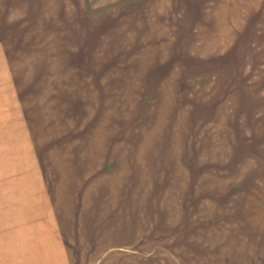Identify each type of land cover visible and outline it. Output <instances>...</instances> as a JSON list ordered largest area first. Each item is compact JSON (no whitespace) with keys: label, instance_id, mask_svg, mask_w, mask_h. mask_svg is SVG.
Wrapping results in <instances>:
<instances>
[{"label":"rangeland","instance_id":"rangeland-1","mask_svg":"<svg viewBox=\"0 0 264 264\" xmlns=\"http://www.w3.org/2000/svg\"><path fill=\"white\" fill-rule=\"evenodd\" d=\"M188 7L0 0V264L181 257L264 181V18Z\"/></svg>","mask_w":264,"mask_h":264},{"label":"crops","instance_id":"crops-1","mask_svg":"<svg viewBox=\"0 0 264 264\" xmlns=\"http://www.w3.org/2000/svg\"><path fill=\"white\" fill-rule=\"evenodd\" d=\"M185 1L189 10H194L191 14L198 25H235L234 10L240 9L255 10L258 18H264V0ZM221 12L227 13L221 18L227 21L220 23ZM241 185L242 192L232 195L233 201L222 206L211 205V211L217 212L216 217H211V232L196 231L195 246L188 247L186 253L181 252V257L174 250L166 249L144 255L134 252L129 263L116 260L115 264H250L254 253L257 260L254 259L253 263L264 264V181H241ZM225 207L226 215L223 214L224 219L220 222L222 214L218 210ZM220 231L226 232L222 234Z\"/></svg>","mask_w":264,"mask_h":264}]
</instances>
